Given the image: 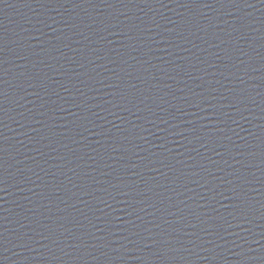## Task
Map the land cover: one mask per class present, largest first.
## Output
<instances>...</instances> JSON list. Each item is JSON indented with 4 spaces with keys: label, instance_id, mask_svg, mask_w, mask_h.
<instances>
[{
    "label": "water",
    "instance_id": "obj_1",
    "mask_svg": "<svg viewBox=\"0 0 264 264\" xmlns=\"http://www.w3.org/2000/svg\"><path fill=\"white\" fill-rule=\"evenodd\" d=\"M0 264H264V0H0Z\"/></svg>",
    "mask_w": 264,
    "mask_h": 264
}]
</instances>
